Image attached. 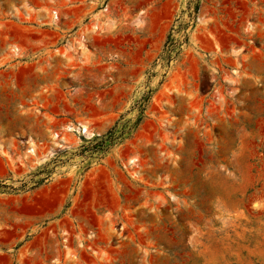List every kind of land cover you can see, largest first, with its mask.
<instances>
[{"label":"rangeland","instance_id":"1","mask_svg":"<svg viewBox=\"0 0 264 264\" xmlns=\"http://www.w3.org/2000/svg\"><path fill=\"white\" fill-rule=\"evenodd\" d=\"M0 264H264V0H0Z\"/></svg>","mask_w":264,"mask_h":264},{"label":"bare ground","instance_id":"2","mask_svg":"<svg viewBox=\"0 0 264 264\" xmlns=\"http://www.w3.org/2000/svg\"><path fill=\"white\" fill-rule=\"evenodd\" d=\"M105 31H106V30H105ZM105 31H104V32H105ZM81 47H82V46H81ZM83 47L85 48L86 46H85V45H83ZM83 47H82V48H83ZM85 131H86V130H85ZM86 132H87V131H86Z\"/></svg>","mask_w":264,"mask_h":264}]
</instances>
